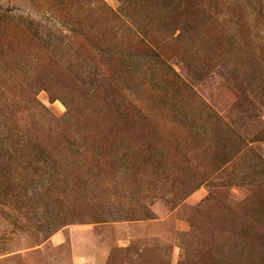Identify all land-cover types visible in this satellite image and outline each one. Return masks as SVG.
Listing matches in <instances>:
<instances>
[{
	"label": "rangeland",
	"instance_id": "obj_1",
	"mask_svg": "<svg viewBox=\"0 0 264 264\" xmlns=\"http://www.w3.org/2000/svg\"><path fill=\"white\" fill-rule=\"evenodd\" d=\"M0 264H264V0H0Z\"/></svg>",
	"mask_w": 264,
	"mask_h": 264
}]
</instances>
